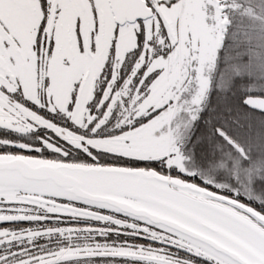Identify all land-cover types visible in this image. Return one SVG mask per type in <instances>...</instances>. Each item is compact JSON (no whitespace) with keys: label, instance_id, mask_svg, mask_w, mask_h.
Returning a JSON list of instances; mask_svg holds the SVG:
<instances>
[{"label":"snow or ice","instance_id":"6c2138e0","mask_svg":"<svg viewBox=\"0 0 264 264\" xmlns=\"http://www.w3.org/2000/svg\"><path fill=\"white\" fill-rule=\"evenodd\" d=\"M188 6L0 0V264H191L95 239L120 230L264 264V0H201L195 23ZM50 217L102 226L9 223Z\"/></svg>","mask_w":264,"mask_h":264},{"label":"trees","instance_id":"16d2710c","mask_svg":"<svg viewBox=\"0 0 264 264\" xmlns=\"http://www.w3.org/2000/svg\"><path fill=\"white\" fill-rule=\"evenodd\" d=\"M249 10V9H248ZM253 11V10H252ZM251 15H254L255 13H250ZM4 130L0 129V133H2ZM12 136L16 137L17 139H20L22 141H34L35 136H29V135H23V134H16V133H11ZM243 195V193H242ZM247 198V197H246ZM255 203V201H253ZM86 210V209H84ZM88 211V210H87ZM102 214H108V210H104ZM77 215H88L92 216L95 215L91 212H85V211H77ZM118 218L121 219H126L122 215H119ZM12 227H32L36 229H42L44 226H60V227H101L102 225L99 222L92 221L88 218H78L75 220H68V219H63V220H55L53 218H48L45 221H40V222H29V221H21V222H9ZM5 225L0 224V227H4ZM114 228L116 226H113ZM90 238V234L86 232H82L78 234V237L76 239V243H85L88 242ZM95 239L99 241H107L108 243L111 244H116L119 242L123 241H128V242H133V243H140L146 246H151L155 247L159 250H164L170 258L174 260H179L183 262V259H189L191 264H207V261L204 260L203 258H198L194 256L193 254L188 253L186 250L179 249L177 247L171 246L165 242H159V241H152L146 237L142 236H134L131 235L128 230H120L118 232L114 231L111 232L107 235V237H99L96 236ZM36 247H55L57 245H62V241L60 239H57L56 237H44L38 241L35 242ZM16 247L19 246H14L13 251L16 250ZM5 249H0V254H3ZM78 264H134V262H130L127 260V258H112V257H94V258H85L82 259L81 261L78 262Z\"/></svg>","mask_w":264,"mask_h":264},{"label":"rangeland","instance_id":"374dc122","mask_svg":"<svg viewBox=\"0 0 264 264\" xmlns=\"http://www.w3.org/2000/svg\"><path fill=\"white\" fill-rule=\"evenodd\" d=\"M200 2H201V0H187V3H188L189 6L186 9L185 15L188 18L190 23H195L198 20L199 16H200V9L198 7ZM250 13H253L252 9L248 10V14L249 15H251ZM123 71H124V69L122 68L121 72H123ZM38 131L39 130H37V132H33L31 134H23V135L36 136ZM92 195L106 197V198H111V199H116L114 197H107V196H103V195L98 194V193H94ZM123 203L127 204V205H131V202H128V201H124ZM182 261L186 262V261H189V259H183Z\"/></svg>","mask_w":264,"mask_h":264},{"label":"water","instance_id":"95a60500","mask_svg":"<svg viewBox=\"0 0 264 264\" xmlns=\"http://www.w3.org/2000/svg\"><path fill=\"white\" fill-rule=\"evenodd\" d=\"M94 199H111V198H106V197H101V196H95V195H92ZM114 200V199H113ZM127 205V204H125ZM77 211H85V212H89L87 210H77Z\"/></svg>","mask_w":264,"mask_h":264}]
</instances>
